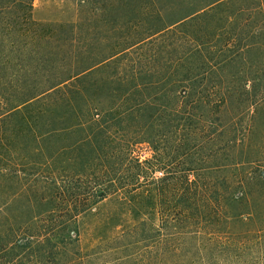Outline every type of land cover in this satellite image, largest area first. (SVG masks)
Masks as SVG:
<instances>
[{
    "label": "trees",
    "instance_id": "obj_1",
    "mask_svg": "<svg viewBox=\"0 0 264 264\" xmlns=\"http://www.w3.org/2000/svg\"><path fill=\"white\" fill-rule=\"evenodd\" d=\"M32 9L0 0V264H264V0ZM107 196L131 218L84 251Z\"/></svg>",
    "mask_w": 264,
    "mask_h": 264
},
{
    "label": "rangeland",
    "instance_id": "obj_2",
    "mask_svg": "<svg viewBox=\"0 0 264 264\" xmlns=\"http://www.w3.org/2000/svg\"><path fill=\"white\" fill-rule=\"evenodd\" d=\"M32 4V17L37 21L68 22L73 21L76 18L78 0H32ZM252 34L254 35V33ZM251 56H259V54L254 50ZM28 146L32 148L35 144L29 142ZM21 147H25V142L19 139L17 148ZM135 152L140 155L141 160H144L152 157L153 150L147 143H140L135 147ZM18 168L22 169L19 172L22 181L24 180L23 178L31 179V174L36 172V170H29V172L26 173L21 166H18ZM23 188V185H17L13 191H8L9 193L12 191V193L17 194L19 197L10 208V211H12L20 221L29 219V216L22 212L25 208L21 205L23 201L22 199H24V196H21L24 194H22ZM1 192H3V190H1ZM6 192L7 191L3 193V196ZM95 200L97 199L95 198ZM91 202H94V197H91ZM107 218H115V221H117L122 218H131V215L128 213V209L123 200L115 196H107L106 198L93 203L90 208L75 218L79 224L80 246L82 250L85 251L94 246L101 236L112 234L114 230H112L111 226H105L102 229H99L97 225L101 220ZM143 218H154V216L146 214Z\"/></svg>",
    "mask_w": 264,
    "mask_h": 264
},
{
    "label": "water",
    "instance_id": "obj_3",
    "mask_svg": "<svg viewBox=\"0 0 264 264\" xmlns=\"http://www.w3.org/2000/svg\"><path fill=\"white\" fill-rule=\"evenodd\" d=\"M99 194H101V192H99Z\"/></svg>",
    "mask_w": 264,
    "mask_h": 264
}]
</instances>
